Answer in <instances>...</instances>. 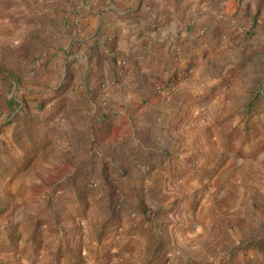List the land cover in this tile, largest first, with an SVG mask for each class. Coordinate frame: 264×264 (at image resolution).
<instances>
[{"label": "rangeland", "instance_id": "1", "mask_svg": "<svg viewBox=\"0 0 264 264\" xmlns=\"http://www.w3.org/2000/svg\"><path fill=\"white\" fill-rule=\"evenodd\" d=\"M112 1L0 0V264H264V53L244 48L263 2L210 0L220 20L179 28L188 45L147 71L133 108L97 110L121 131L76 145L56 133L53 51L82 9ZM114 65L112 92L128 71Z\"/></svg>", "mask_w": 264, "mask_h": 264}, {"label": "crops", "instance_id": "2", "mask_svg": "<svg viewBox=\"0 0 264 264\" xmlns=\"http://www.w3.org/2000/svg\"><path fill=\"white\" fill-rule=\"evenodd\" d=\"M261 2L264 5V0H257L256 12ZM222 4L210 0H140L120 4L119 0H113L105 11L100 6L82 9L75 21H68V25L75 23V29L72 31L68 27L53 51L58 54L61 81L67 85L61 95L66 105L59 133L56 132L58 138L62 136L77 145L82 138L92 139L99 129L106 130L110 136L121 131L117 122L112 123L110 129H102L106 119L100 120L97 116L100 106L109 104L114 98L118 108H133L135 94L149 84L147 71L164 69L168 56L176 60L188 45L178 36L179 28L188 29L187 26L194 25L195 21L198 25H209L217 19ZM194 29L191 39L196 38L197 29ZM251 45H259V53H264V34L248 38L244 48ZM148 49L155 57L152 68L147 65L150 60L144 56ZM124 60L128 71L122 76L117 91L112 92L107 85L110 68L114 64L119 67ZM54 61L51 59L49 64ZM30 90L37 98L47 91L43 84L30 87ZM71 105L74 111H70ZM132 132L135 134L134 129Z\"/></svg>", "mask_w": 264, "mask_h": 264}]
</instances>
